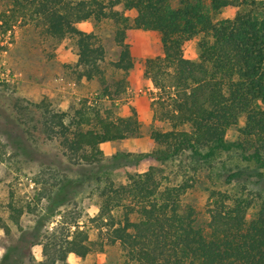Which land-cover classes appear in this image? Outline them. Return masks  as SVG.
Returning a JSON list of instances; mask_svg holds the SVG:
<instances>
[{
    "label": "trees",
    "instance_id": "trees-1",
    "mask_svg": "<svg viewBox=\"0 0 264 264\" xmlns=\"http://www.w3.org/2000/svg\"><path fill=\"white\" fill-rule=\"evenodd\" d=\"M0 14L5 31L24 22L52 40L75 46L79 78L102 79L106 50L94 31L78 24L112 20L121 45L117 69L129 74L135 66L126 42L133 30L155 31L162 54L145 61L143 75L161 92L152 102L154 124L151 156L163 166L129 174L118 183L99 187L100 203L93 218L103 243H118V264H264V195L211 190L206 224L186 196L196 185L199 161H212L222 150L237 147L244 159L264 168V0H9ZM122 6V10L117 7ZM237 6L233 18L216 15ZM133 12V16L126 15ZM200 37L198 60L185 55V45ZM245 120L236 142L229 129ZM49 137H58L69 159L95 163L104 157L101 145L139 135L142 124L113 109L89 106L73 114L47 109L40 120ZM184 157L190 162L184 168ZM170 164V170L166 165ZM235 172L231 177H238ZM10 220L20 225L23 206L7 204ZM6 234L10 226L0 216ZM75 226V229H73ZM43 258L12 246L0 264H70L75 253L93 250L89 229L79 221L54 232L36 234ZM112 264V263H93Z\"/></svg>",
    "mask_w": 264,
    "mask_h": 264
},
{
    "label": "rangeland",
    "instance_id": "rangeland-1",
    "mask_svg": "<svg viewBox=\"0 0 264 264\" xmlns=\"http://www.w3.org/2000/svg\"><path fill=\"white\" fill-rule=\"evenodd\" d=\"M10 8L9 0H0V14ZM122 10V6L117 7ZM237 6L223 8L218 19L233 18ZM126 15L133 16V12ZM94 31L106 50L102 63L105 75L91 81L79 78L76 66L78 55L69 39L52 40L42 31L24 22L7 32L0 21V216L10 226L6 234L0 226V261L8 248L32 252L43 258L42 245L36 234L54 232L61 226L79 221L89 229L93 250L86 257L71 253L70 264L112 263L123 260L121 246L103 243L102 233L93 218L98 213L99 187L108 179L123 183L129 174L146 171L150 166L163 164L150 154L148 144L154 120H140L139 135L101 145L104 157L95 163L69 159L58 137H49L42 130L40 120L47 109L73 112L80 102L111 108L117 115L126 114L130 99L147 94L151 102L161 97L160 90L143 75L145 61L162 54L160 36L155 31L133 30L130 45L135 66L126 74L114 66L122 47L115 41L116 25L112 20L99 23L88 21L79 25ZM200 37L185 45L188 58L198 60ZM152 113H153V107ZM242 118L229 129L227 140L236 142ZM184 168L190 162L184 157ZM196 185L186 196L198 211V221L206 224L211 190L255 192L264 195V168L244 159L237 147L222 150L212 161H199ZM170 170V164L166 165ZM235 172L238 177H231ZM15 201L25 213L16 225L9 218L7 204ZM75 229V226H73Z\"/></svg>",
    "mask_w": 264,
    "mask_h": 264
},
{
    "label": "crops",
    "instance_id": "crops-1",
    "mask_svg": "<svg viewBox=\"0 0 264 264\" xmlns=\"http://www.w3.org/2000/svg\"><path fill=\"white\" fill-rule=\"evenodd\" d=\"M85 23V22H83ZM82 24V23H80ZM78 24V26L80 25ZM80 27V26H79ZM152 99L149 98L147 94H141L135 96L133 99H130L129 104L132 105V107L128 105V110H126V114H122L120 116L127 117L131 114L132 109H134L139 116V119L142 120H154V110L152 113ZM148 144H149V138H148ZM150 146V145H149Z\"/></svg>",
    "mask_w": 264,
    "mask_h": 264
}]
</instances>
